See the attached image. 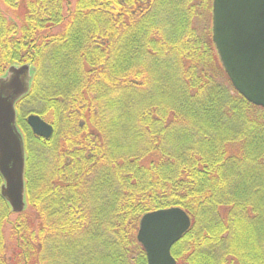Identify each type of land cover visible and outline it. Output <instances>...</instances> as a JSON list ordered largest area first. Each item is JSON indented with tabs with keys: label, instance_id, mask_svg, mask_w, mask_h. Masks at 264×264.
I'll return each mask as SVG.
<instances>
[{
	"label": "trees",
	"instance_id": "1",
	"mask_svg": "<svg viewBox=\"0 0 264 264\" xmlns=\"http://www.w3.org/2000/svg\"><path fill=\"white\" fill-rule=\"evenodd\" d=\"M1 1L17 22L0 11V76L35 73L15 104L27 207L8 253L0 196V264H146L139 221L168 207L191 220L176 264H264V109L220 65L212 0H77L57 34L66 0Z\"/></svg>",
	"mask_w": 264,
	"mask_h": 264
},
{
	"label": "water",
	"instance_id": "2",
	"mask_svg": "<svg viewBox=\"0 0 264 264\" xmlns=\"http://www.w3.org/2000/svg\"><path fill=\"white\" fill-rule=\"evenodd\" d=\"M212 42L233 88L249 103L264 109V0H212ZM35 67L12 64L0 76V196L11 213L26 208L25 149L16 124L15 103L30 89ZM26 123L36 137L49 139L53 127L37 114ZM190 227L180 207L144 214L137 241L146 264H176L171 247Z\"/></svg>",
	"mask_w": 264,
	"mask_h": 264
},
{
	"label": "rangeland",
	"instance_id": "3",
	"mask_svg": "<svg viewBox=\"0 0 264 264\" xmlns=\"http://www.w3.org/2000/svg\"><path fill=\"white\" fill-rule=\"evenodd\" d=\"M76 1L77 0H66L65 1V3L63 4V9H62L63 21L60 25H56V26L52 27L51 29H49L48 30L49 33L57 34L61 31H63L65 25L68 23V21L70 19V15H71L72 11L75 8ZM0 11L10 20L17 22V19H16L14 13L12 12V10L9 9L6 5H4L1 0H0ZM209 27L211 29V21L209 22ZM45 119L48 122L52 121L51 118L48 116ZM54 136H55V138L53 141H55L56 144L58 143L59 140H62L64 138L63 135L58 131V129L55 131ZM15 218H16L15 215H11L8 222H6L4 224V227H3V237H4V241H5V245H6V251H8V253H11V251L14 249V246H15L16 237L13 234V230H12V225L15 221Z\"/></svg>",
	"mask_w": 264,
	"mask_h": 264
}]
</instances>
